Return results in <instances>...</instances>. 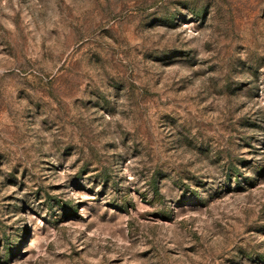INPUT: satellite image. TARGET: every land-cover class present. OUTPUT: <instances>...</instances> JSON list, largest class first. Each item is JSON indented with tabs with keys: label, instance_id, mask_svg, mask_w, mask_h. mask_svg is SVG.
<instances>
[{
	"label": "rangeland",
	"instance_id": "1",
	"mask_svg": "<svg viewBox=\"0 0 264 264\" xmlns=\"http://www.w3.org/2000/svg\"><path fill=\"white\" fill-rule=\"evenodd\" d=\"M0 264H264V0H0Z\"/></svg>",
	"mask_w": 264,
	"mask_h": 264
}]
</instances>
